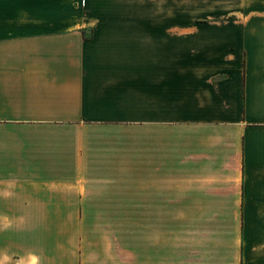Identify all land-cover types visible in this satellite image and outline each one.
Masks as SVG:
<instances>
[{
  "label": "crops",
  "instance_id": "0c3cea01",
  "mask_svg": "<svg viewBox=\"0 0 264 264\" xmlns=\"http://www.w3.org/2000/svg\"><path fill=\"white\" fill-rule=\"evenodd\" d=\"M0 264H264V0H0Z\"/></svg>",
  "mask_w": 264,
  "mask_h": 264
},
{
  "label": "rangeland",
  "instance_id": "374dc122",
  "mask_svg": "<svg viewBox=\"0 0 264 264\" xmlns=\"http://www.w3.org/2000/svg\"><path fill=\"white\" fill-rule=\"evenodd\" d=\"M228 218H229V220L228 221H232L233 219H232V216H227ZM226 217H224V219H225Z\"/></svg>",
  "mask_w": 264,
  "mask_h": 264
}]
</instances>
